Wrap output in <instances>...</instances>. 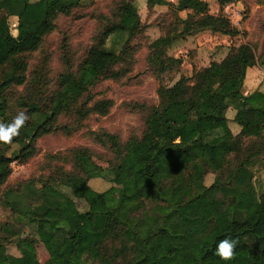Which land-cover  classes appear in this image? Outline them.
Segmentation results:
<instances>
[{
  "label": "trees",
  "instance_id": "16d2710c",
  "mask_svg": "<svg viewBox=\"0 0 264 264\" xmlns=\"http://www.w3.org/2000/svg\"><path fill=\"white\" fill-rule=\"evenodd\" d=\"M85 1L97 0H0V122L10 123L21 110L29 116L12 144H0V206L12 213L0 223V264H41L39 245L48 255L44 264H264V189L254 183V168L264 160V92H243L246 66H264V43L258 59L247 44L230 46L221 61L191 77L159 83L158 103L146 108L140 137L129 146L110 136L108 169L89 149L73 148L49 157L68 170L56 166L53 177L8 183L11 162L26 165L40 138L57 132L70 137L90 116L109 113L112 102L95 100L92 90L109 68L137 53L131 41L147 29L141 7L155 12L165 3L123 0L81 60L74 61L62 41L55 81L46 56L30 70V56L58 18ZM215 1L222 11L236 0ZM170 8V27L147 45L146 67L156 79L178 42L203 33L238 35L222 15L209 13L205 0H177ZM10 17L17 19L16 36ZM212 82L217 85L210 91ZM229 109L236 132L228 125ZM128 170L122 187H114L113 179ZM208 174L214 179L205 186ZM105 176L108 187L97 190L91 182ZM15 226L29 236H16ZM225 237L238 240L230 261L215 255Z\"/></svg>",
  "mask_w": 264,
  "mask_h": 264
},
{
  "label": "rangeland",
  "instance_id": "374dc122",
  "mask_svg": "<svg viewBox=\"0 0 264 264\" xmlns=\"http://www.w3.org/2000/svg\"><path fill=\"white\" fill-rule=\"evenodd\" d=\"M122 1H85L81 8L74 11L72 15L59 17L56 21L55 30L45 39L40 50L30 56L29 69L32 70L46 56L49 58L47 68L49 77L52 81H55L62 70L60 59L62 41L66 40L68 43L74 61L81 60L90 46L91 40L104 25V19L109 18ZM206 1L211 15H222V11L219 10L220 8L215 0ZM236 1L240 4L243 30L234 37L220 35L208 37L200 50L194 43H188V41L178 42L168 52L170 59L166 66L159 71V79H156L146 67L147 45L153 39L165 35L174 19L173 11L170 10L173 5L170 1H167L166 7L155 12H148L144 7H141L139 16L147 29L131 41L130 45L138 47L137 53L131 61L121 62L109 68L102 75L101 81L95 89L92 90L95 100L112 102L113 105L109 113L103 117L90 116L83 127L70 137L57 132L40 138L37 142L38 152L35 157L26 164V169L22 174L12 175L8 183L13 184L17 181L39 178L40 176L53 177V167L56 166L62 165L68 170L70 168L68 164L63 161H53L49 157L65 154L73 148L89 149L94 154L95 163L106 170L110 166V162L113 161V155L109 149L111 146L110 136L117 135L122 144L129 146L133 143L132 139L140 137L144 129L143 119L146 108L158 103L156 91L159 83L170 85L181 75L191 77L195 71L201 70L211 62L221 61L230 46L247 44L252 48L256 59H258L264 43V0ZM8 21L12 35L16 36L17 19L10 17ZM216 85L217 83L212 82L209 90L212 91ZM256 89L264 92V66L262 67L258 62L253 61L245 68L243 92L247 94ZM15 91L18 94L23 93L22 88ZM248 111L255 116H262L249 109ZM233 114L234 111L229 109L226 112V117L229 127L233 132H236L237 128L234 126L232 119ZM60 123L64 124L66 120L63 119ZM259 162L258 166L254 168V183L257 187L264 189V160ZM129 175V170L124 171L119 177L113 179L112 185L121 188L122 181ZM108 179L109 176H105V178L91 183L97 190L106 189ZM213 179L214 175L208 174L204 178V185L209 186ZM78 207L80 210L84 209L82 204H79ZM11 218L12 213L7 208L0 206V223L9 221ZM14 233L22 238L29 236V232L19 226L14 227ZM37 258L41 264H44L48 259V255L41 245L37 247Z\"/></svg>",
  "mask_w": 264,
  "mask_h": 264
},
{
  "label": "clouds",
  "instance_id": "9594fccd",
  "mask_svg": "<svg viewBox=\"0 0 264 264\" xmlns=\"http://www.w3.org/2000/svg\"><path fill=\"white\" fill-rule=\"evenodd\" d=\"M29 120L28 114L21 110L10 123L0 122V144L10 145L13 140L19 136L20 130L25 126ZM15 161L12 162L15 166ZM238 240L231 237H225L217 242L215 246V255L223 261H230L235 258V250Z\"/></svg>",
  "mask_w": 264,
  "mask_h": 264
},
{
  "label": "built area",
  "instance_id": "2783aa9c",
  "mask_svg": "<svg viewBox=\"0 0 264 264\" xmlns=\"http://www.w3.org/2000/svg\"><path fill=\"white\" fill-rule=\"evenodd\" d=\"M239 6L240 4L237 1H233L231 3L226 4L222 8V17H224L229 22L232 29L237 31L238 33H240L243 30L242 16ZM10 168H11V176L19 175L25 171L26 165L16 162L15 166H13L11 162Z\"/></svg>",
  "mask_w": 264,
  "mask_h": 264
},
{
  "label": "crops",
  "instance_id": "0c3cea01",
  "mask_svg": "<svg viewBox=\"0 0 264 264\" xmlns=\"http://www.w3.org/2000/svg\"><path fill=\"white\" fill-rule=\"evenodd\" d=\"M167 1H170L171 2V5H176L177 3V0H165V3L162 5V6H159L156 11H158L159 9L163 8V7H166L167 6ZM206 1V0H205ZM207 2V1H206ZM178 17L180 18H185L186 17V13L185 12H180L178 13ZM214 36L213 34H199V35H196L194 37H191L189 38L187 41L188 43H194L195 46L198 48V50H200L203 46H204V41L208 38V37H212ZM183 42V41H182ZM182 42H179V43H182ZM175 47V45H174ZM173 47V48H174ZM172 48V49H173Z\"/></svg>",
  "mask_w": 264,
  "mask_h": 264
}]
</instances>
